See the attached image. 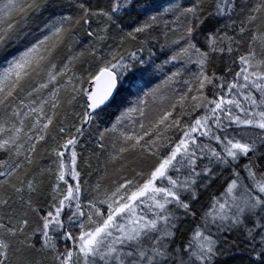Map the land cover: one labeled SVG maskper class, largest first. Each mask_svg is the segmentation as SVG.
Listing matches in <instances>:
<instances>
[{
    "label": "snow or ice",
    "instance_id": "6c2138e0",
    "mask_svg": "<svg viewBox=\"0 0 264 264\" xmlns=\"http://www.w3.org/2000/svg\"><path fill=\"white\" fill-rule=\"evenodd\" d=\"M0 264H264V0H0Z\"/></svg>",
    "mask_w": 264,
    "mask_h": 264
}]
</instances>
